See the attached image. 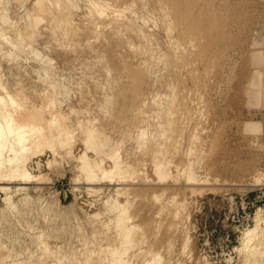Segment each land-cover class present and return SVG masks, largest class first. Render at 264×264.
<instances>
[{"label":"rangeland","instance_id":"obj_1","mask_svg":"<svg viewBox=\"0 0 264 264\" xmlns=\"http://www.w3.org/2000/svg\"><path fill=\"white\" fill-rule=\"evenodd\" d=\"M0 33V95L47 136L0 181L7 260L264 264V0H0Z\"/></svg>","mask_w":264,"mask_h":264},{"label":"bare ground","instance_id":"obj_2","mask_svg":"<svg viewBox=\"0 0 264 264\" xmlns=\"http://www.w3.org/2000/svg\"><path fill=\"white\" fill-rule=\"evenodd\" d=\"M59 1H61V0H59ZM57 3V2H56ZM55 3V4H56ZM49 4H50V2H49ZM61 4V3H60ZM62 5V4H61ZM94 7V6H93ZM43 7H41V9H42ZM40 9V10H41ZM41 12H42V10H41ZM5 18V17H4ZM10 19V18H9ZM9 19H3V17L1 18V20H2V22H6V20H9ZM40 19V18H39ZM12 20V19H11ZM8 22V23H7ZM6 23L8 24V26H9V32L6 34V32H7V30L5 31H3L7 36H5V34H3L4 35V37H1V34L3 33L2 31V33H0V37L1 38H6V39H4V41L9 45V46H14V47H18V48H20V51L22 52V50H21V47H22V49H24L23 48V45L21 46V47H19V45H20V37L18 38L17 36H15V28L14 27H12L11 26V24H9V22L10 21H7ZM11 23V22H10ZM2 27V26H1ZM1 30H3V29H1ZM2 35V36H3ZM22 41V40H21ZM5 44V43H4ZM25 45V44H24ZM1 46V45H0ZM27 46H29V45H27ZM3 47V46H2ZM5 47V46H4ZM4 49V48H3ZM17 49V48H16ZM25 49H27V48H25ZM25 49H24V51H25ZM29 50H31V48L29 49ZM6 51V50H5ZM10 51V50H9ZM17 51L19 52V50L17 49ZM34 51H35V49H34ZM4 52V51H3ZM7 52V51H6ZM13 53V52H12ZM30 53H31V51H30ZM37 53V52H36ZM8 54H10V52L8 53ZM22 54H24V52L22 53ZM34 54H35V52H34ZM14 55V54H13ZM19 55V54H18ZM26 55V54H25ZM24 55V56H25ZM37 55V54H36ZM43 56V55H42ZM6 57V56H5ZM40 57V56H39ZM15 58H17L16 57V55H15ZM37 58V57H36ZM39 59V58H38ZM41 59V58H40ZM46 59H48V58H46ZM45 58L43 59L44 61L46 60ZM15 60V59H14ZM42 61V60H41ZM50 61V60H49ZM17 62V61H16ZM45 63V62H44ZM48 63V62H47ZM41 64H42V62H41ZM47 65H49V64H47ZM41 66V65H40ZM51 66V65H50ZM41 68V67H40ZM42 70V69H41ZM45 70V69H44ZM49 74V73H48ZM39 75V74H38ZM58 77V76H57ZM49 80V79H48ZM45 81V80H44ZM53 81V80H52ZM57 81V80H56ZM55 81V84L57 83ZM261 82V81H260ZM1 83V82H0ZM52 83V82H51ZM50 83V85H49V87H53L54 85L53 84H51ZM54 83V82H53ZM258 83H259V81H258ZM263 83V82H262ZM45 84V83H44ZM58 84H59V82H58ZM2 85V84H1ZM0 85V86H1ZM51 85H53V86H51ZM259 85H261L260 83H259ZM3 86V85H2ZM59 86V85H58ZM57 85H56V88L58 87ZM258 86V85H257ZM60 88H61V86H59ZM2 88H4V87H2ZM62 88H63V86H62ZM48 89V88H47ZM2 91H3V95H0V181H3V180H5V179H9V178H11V179H19V180H23L24 182H27V181H31L30 179L32 178V177H34V176H32L31 175V173H30V171H28V169L29 168H27V166H26V161H25V159H26V156H27V154H28V152L29 151H31V146L32 145H42V143L41 142H45V137H47V136H45V135H43L42 133L44 132H42V129L44 128V126L43 125H39L38 123L39 122H42V121H40V120H42L41 118H45V117H41V116H36V112L35 111H33V112H35L36 114H33V115H31L30 113H28V109H26V107H25V105L24 104H22L21 102H19L14 96H12V95H9L8 93H7V91L4 89H1ZM50 90V89H49ZM36 91V90H35ZM45 91H47V93H48V95H49V91L48 90H45ZM60 91H61V89H60ZM9 92V91H8ZM55 92V91H54ZM59 92V91H58ZM46 93V92H45ZM57 93V92H56ZM60 93V92H59ZM58 94V93H57ZM43 95V94H42ZM48 95H47V100H49L48 99ZM49 97H51V96H49ZM54 96H52V99H54L53 98ZM51 99V98H50ZM55 99H57V101H59L58 100V98H56L55 97ZM45 101V100H44ZM43 101V102H44ZM49 102V101H48ZM50 102H51V100H50ZM53 103H54V100L52 101ZM53 103H51L50 105H52ZM55 104H57V103H55ZM54 105V104H53ZM60 105V104H59ZM30 108V107H29ZM47 108V107H46ZM45 109V108H44ZM51 109V108H50ZM32 112V113H33ZM29 114V115H28ZM39 114H42V113H39ZM35 115V116H34ZM38 115V114H37ZM46 119V118H45ZM49 119V118H48ZM39 121V122H38ZM44 121V120H43ZM38 122V123H37ZM47 122V121H46ZM49 124V123H48ZM45 126H47V125H45ZM61 130V129H60ZM45 134V133H44ZM48 135V134H47ZM87 139H89V138H87ZM94 141V140H93ZM87 143V142H86ZM97 143V142H96ZM95 143V144H96ZM86 146H88V145H86ZM37 147V146H36ZM41 147V146H40ZM33 149H34V147H33ZM39 149V148H38ZM36 150V149H35ZM50 150H54V148L53 149H50ZM89 150V149H88ZM55 151V150H54ZM32 153V152H31ZM29 154H30V152H29ZM83 155V154H82ZM81 156V155H80ZM79 156V157H80ZM29 157V156H28ZM28 159V158H27ZM28 161V160H27ZM11 179H10V181H11ZM35 180V179H34ZM38 179H36V181H37ZM8 181V180H7ZM9 181V182H10ZM23 181H21L22 183L21 184H23L24 182ZM32 181H33V179H32ZM36 181H34V182H36ZM12 182V181H11ZM1 183V182H0ZM15 183V182H14ZM20 183V182H19ZM29 183V182H28ZM31 183V182H30ZM4 184V183H3ZM13 184V183H12ZM18 183H16L14 186H16ZM5 185V184H4ZM23 186V185H22ZM9 188V187H8ZM14 188H18L17 186L16 187H14ZM20 189L22 188L21 186L19 187ZM18 188V189H19ZM24 188V187H23ZM0 189H4V191L3 192H5V196H4V198H3V201H4V203H6V205L7 204H9L10 202L12 203V200L10 201L9 199H10V196H8V192H7V187H5V186H1L0 187ZM25 189H26V187H25ZM6 190V191H5ZM9 190V189H8ZM125 190V189H124ZM123 190V191H124ZM17 191V190H16ZM7 192V193H6ZM28 198V197H27ZM20 200V199H19ZM23 202H25V201H23ZM115 202V201H114ZM113 202V203H114ZM116 203V202H115ZM120 204V203H119ZM5 205V204H4ZM9 205H11V204H9ZM8 205V206H9ZM15 205H16V202H15ZM26 205V204H25ZM5 207V206H4ZM15 207V206H14ZM13 207V210H15V208ZM120 207V210H119V212H117L118 214H117V217L115 216V220L117 221V223L118 222H122V220H123V218H122V216H123V214H121V213H125V212H121L122 211V203H121V205H118L117 204V206L115 207V208H117V210H118V208ZM12 208V206L10 207V209ZM17 208H18V206H17ZM1 209V208H0ZM22 209V208H21ZM24 209V208H23ZM29 209V208H28ZM28 209H26V210H28ZM5 210V209H4ZM25 210V209H24ZM17 211H19V210H17ZM21 211V210H20ZM125 211V210H124ZM258 211H259V209H258ZM5 212H6V210H5ZM24 212V211H23ZM1 213V212H0ZM257 213V212H256ZM6 214H7V212H6ZM16 214H17V212H16ZM19 214H20V212H19ZM26 214V213H25ZM1 215V214H0ZM22 215H23V213H22ZM130 215V214H129ZM2 216V215H1ZM17 216V215H16ZM25 216V215H24ZM120 216V217H119ZM259 216V215H258ZM13 217V216H12ZM11 217V218H12ZM13 218H15V217H13ZM16 218H19V217H16ZM25 218H26V216H25ZM21 219H23V220H25L24 218H22L21 217ZM121 219V220H120ZM124 219H126V218H124ZM259 219V218H258ZM258 219H257V221H258ZM4 220V219H3ZM20 220V219H19ZM18 220V221H19ZM120 220V221H119ZM128 220V219H127ZM256 220V219H255ZM112 221H113V219H112ZM5 222V221H4ZM27 222V221H26ZM125 222L126 223H128L126 220H125ZM6 223V222H5ZM16 223V222H15ZM14 223V224H15ZM18 223V222H17ZM20 223H22V221L20 222ZM124 223V222H123ZM257 223V222H256ZM255 223V225L257 226V224ZM1 224V223H0ZM7 224V223H6ZM259 224V223H258ZM4 225V224H3ZM12 225H13V223H12ZM12 225H10V226H12ZM6 226V225H5ZM18 226H19V224H18ZM29 226V225H28ZM31 226V225H30ZM118 226H120V224L118 225ZM0 227H2V226H0ZM8 227V226H7ZM12 228H14L15 229V226L14 227H12ZM28 228V227H27ZM33 228V227H32ZM256 228H258V226L257 227H255V226H253V228H250V229H246V232L244 233V235H243V242H244V248H242V249H244L245 250V248L246 249H248V250H250V251H253L254 249H255V246H254V243H256L255 242V240H256V237L255 236H257V230H256ZM4 229V228H3ZM2 229V230H3ZM117 229H119L116 233H117V237H118V239L120 240V242H119V246L118 247H115V245H114V250H115V252L116 251H118L119 253H121L120 251H122L123 249L124 250H126V248H124L125 246L127 247V244H129L128 242H129V237H131L130 235H131V232L132 231H130V235H129V230H130V226H129V224L127 225H125V224H123V225H121V227H119V228H117ZM1 230V231H2ZM132 230V229H131ZM4 231H5V229H4ZM3 231V232H4ZM10 231H12V230H10ZM262 231V230H261ZM2 232V233H3ZM24 233V232H23ZM16 234V233H15ZM20 234V233H19ZM19 234H18V237H19ZM261 234V233H260ZM263 234H264V232H263ZM7 235H8V233H7ZM10 235H11V232H10ZM13 236H16V235H13ZM39 236V235H38ZM261 236V235H260ZM10 237V236H9ZM17 237V238H18ZM4 238V237H3ZM6 238H7V236H6ZM13 238V237H12ZM16 238V237H15ZM255 238V239H254ZM258 238H259V236H258ZM261 238V237H260ZM5 239V238H4ZM23 239V238H22ZM113 239V238H112ZM116 239V238H115ZM253 239H254V241H253ZM15 240V239H14ZM260 240V239H259ZM258 240V242H260ZM4 241V240H3ZM20 241V240H19ZM22 241V240H21ZM42 241V240H41ZM242 241V240H241ZM251 241H253L254 243H252ZM5 242H7V241H5ZM10 242H11V239H10ZM14 242V241H13ZM125 242V243H124ZM127 242V243H126ZM130 242H131V240H130ZM249 242H251L252 244H250ZM16 243V242H15ZM18 243V242H17ZM16 243V244H17ZM22 243V242H21ZM43 243V242H42ZM246 243V244H245ZM250 245H249V244ZM263 243V242H262ZM97 244V243H96ZM126 244V245H125ZM248 244V245H247ZM260 244V243H259ZM11 245V244H10ZM94 245V244H93ZM242 245H243V243H242ZM247 245V247H245ZM256 245H257V243H256ZM12 246H14V245H12ZM16 246H18V245H16ZM23 246V245H22ZM44 246H48V244H45ZM97 246V245H96ZM99 246V245H98ZM260 246V245H259ZM27 247V246H26ZM26 247H25V251H26ZM13 248V247H12ZM16 248V247H15ZM94 248V247H93ZM9 249V248H8ZM122 249V250H121ZM5 250H7V248L5 249L4 248V246L3 245H1L0 244V264H12V259L13 258H11V256H10V258H11V260L9 259V260H7L6 258L8 257V252H6ZM10 250V249H9ZM14 250V249H13ZM110 251L111 250H113V249H109ZM120 250V251H119ZM8 251V250H7ZM12 251V250H11ZM20 251H22V250H20ZM20 251H19V253H20ZM97 251V250H96ZM10 252V251H9ZM13 252V251H12ZM22 252H24V251H22ZM93 252H95V251H93ZM113 252V251H112ZM111 252V253H112ZM118 252H116V253H118ZM124 252V251H123ZM14 253H16V252H14ZM26 253V252H25ZM118 253V254H119ZM10 254V253H9ZM12 254V253H11ZM17 254V253H16ZM94 254V253H93ZM107 254V253H106ZM114 254V253H113ZM18 255H20V254H18ZM29 255V254H28ZM28 255H27V257H28ZM119 255H123V254H119ZM12 256H13V254H12ZM21 256V255H20ZM31 256V255H30ZM54 257V259H57V257L55 258V254L53 255ZM107 255H105L104 256V258L106 257ZM117 256V255H116ZM116 256H115V258H116ZM134 256V255H133ZM156 256V255H155ZM155 256H153V258H152V260H150V262H148L147 260H146V262H143V263H141V264H157V262L159 261V257H156L155 258ZM17 257V256H16ZM24 257V256H23ZM34 257V256H33ZM118 257V256H117ZM123 257V256H122ZM30 259H31V257H29ZM36 258V257H35ZM52 258V259H53ZM110 258V257H109ZM113 259V257L111 258V260H107V258L106 259H102L101 260V263L102 264H129V262H127L126 260H124V258L122 259L121 258V256L120 257H118V258H116V259ZM150 258H151V256H150ZM149 258V259H150ZM158 258V259H157ZM21 258H18V260H20ZM38 259V258H37ZM53 259V260H54ZM99 259V258H98ZM122 259V260H121ZM15 260V259H14ZM73 260V259H72ZM142 260H143V258H142ZM25 261V260H24ZM23 261V262H24ZM59 261V260H58ZM144 261H145V259H144ZM15 262H16V260H15ZM19 261H17V263H18ZM22 262V263H23ZM37 262H38V260H37ZM99 262H100V260H99ZM160 262V261H159ZM16 263V264H17ZM20 263H21V261H20ZM27 263V261H25V264ZM46 263V262H45ZM60 263V262H59ZM13 264H14V262H13ZM27 264H29V263H27ZM34 264V263H33ZM35 264H36V262H35ZM38 264H41V263H38Z\"/></svg>","mask_w":264,"mask_h":264},{"label":"trees","instance_id":"obj_3","mask_svg":"<svg viewBox=\"0 0 264 264\" xmlns=\"http://www.w3.org/2000/svg\"><path fill=\"white\" fill-rule=\"evenodd\" d=\"M232 239H234L233 235H231Z\"/></svg>","mask_w":264,"mask_h":264}]
</instances>
